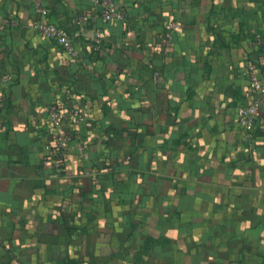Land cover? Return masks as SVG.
<instances>
[{
    "label": "crops",
    "instance_id": "crops-1",
    "mask_svg": "<svg viewBox=\"0 0 264 264\" xmlns=\"http://www.w3.org/2000/svg\"><path fill=\"white\" fill-rule=\"evenodd\" d=\"M112 2L0 0V264H264V105L252 137L238 121L264 0Z\"/></svg>",
    "mask_w": 264,
    "mask_h": 264
},
{
    "label": "built area",
    "instance_id": "built-area-1",
    "mask_svg": "<svg viewBox=\"0 0 264 264\" xmlns=\"http://www.w3.org/2000/svg\"><path fill=\"white\" fill-rule=\"evenodd\" d=\"M95 5L102 6L101 17L103 21H108L113 18H124L125 11L114 7L112 0H92ZM35 11L39 18L34 23V29L44 38L54 41L63 51L75 57L77 50L74 45V40L68 30L62 25L52 21L50 17V9L41 3L35 4ZM14 24V22H12ZM2 24L0 23V26ZM171 27H178L176 22L170 21ZM256 40L262 47L263 60H249L246 64L247 74L249 76V90L255 93L257 98L249 105L240 107L238 110V121L245 129L249 137L253 135V129L256 124V119L259 114L261 105H264V36L258 34ZM102 42V32L96 29L93 47L100 49ZM7 80L9 74L3 75ZM66 100L63 104L54 103L49 107V119L55 130L52 150L57 153H63L67 150L73 136L69 133L67 122L74 116H79V110L74 107L63 106L68 104L70 89L66 90ZM60 163L57 162L56 165Z\"/></svg>",
    "mask_w": 264,
    "mask_h": 264
}]
</instances>
